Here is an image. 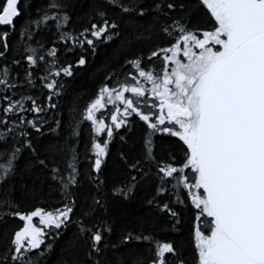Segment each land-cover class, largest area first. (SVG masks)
<instances>
[{
    "label": "snow or ice",
    "instance_id": "1",
    "mask_svg": "<svg viewBox=\"0 0 264 264\" xmlns=\"http://www.w3.org/2000/svg\"><path fill=\"white\" fill-rule=\"evenodd\" d=\"M195 4L210 12L203 23ZM31 7L0 0V26L15 32L16 19L28 17L19 58L9 60L10 33H0V222H22L0 231V264H48L73 227L58 264H190L178 241L158 238L179 231L188 211L194 264H264V0H91L78 31L68 27L71 0H47L35 18ZM125 17L119 71L83 106L71 102L63 143L43 144L45 128H65L67 78L128 31ZM51 21L46 47L39 37ZM85 122L87 170L76 146ZM134 125L139 147L111 168L109 145L116 136L127 143L120 130ZM22 157L39 170L31 186L15 179ZM44 189L59 196L55 206L22 210ZM139 189L151 193L148 211L130 228Z\"/></svg>",
    "mask_w": 264,
    "mask_h": 264
},
{
    "label": "trees",
    "instance_id": "2",
    "mask_svg": "<svg viewBox=\"0 0 264 264\" xmlns=\"http://www.w3.org/2000/svg\"><path fill=\"white\" fill-rule=\"evenodd\" d=\"M23 2L25 4L30 3L32 5V7L29 9V13L32 15L33 18H35V10L37 8H44L47 5V0H23ZM71 2L75 5V11L73 12V16H72V24L69 25L68 27L74 28L78 31L81 30L83 27L87 26V24L89 23L87 15L90 11L89 4L91 0H71ZM129 2L130 0H124L125 4H128ZM196 9H198V11H196V15L194 19L203 23L207 19V17L210 16V12H208L206 7H202L199 4H195L194 10ZM110 15H113L118 19L121 13H119V11H113L110 12ZM27 19L28 17L25 15H22L21 17L16 19L15 32L11 31L9 27L2 28V26H0V33L4 31H9L10 33L9 44L11 49V55L9 56V60H11L13 56L19 58L21 44L23 43L22 38L19 36V32L21 30L22 25L25 24ZM146 22H147V18H145L144 21H139L138 23L144 24ZM131 24L132 22L128 19V17H125L124 27L127 28L128 31L124 32L121 37H117L109 45L100 47L95 57L89 58V62L86 66L76 70L74 79L67 78V84H68L67 95L60 100V104L63 106L62 111L65 122V128L58 129L56 133L48 132L47 128H45V137L41 138L43 144H48L50 141L55 142L56 140H59L61 143H63V139L66 138L68 135L66 129L69 121L68 112L70 110L71 102L74 99H78L80 105L83 106L84 104L89 102L90 99L94 96L96 90L103 82L104 77L107 75L108 71H113V70L119 71V64L117 63V61L122 63L123 57L117 55V53L122 51L123 40L128 38V32L131 31ZM54 25H55V21H51L50 30L46 29L41 33L39 37L40 39L46 42V47H51L52 46L51 41L55 39ZM32 47H37V45L33 43ZM138 47L146 48L150 46L138 45ZM60 60L63 61L64 63L74 62V58L71 55L67 57L61 55ZM2 66L3 65H0V67ZM88 124L89 122H85L84 125L82 126L83 127L82 139L76 145L80 153L81 167L83 170H87V164L84 159L86 143H87V147L90 149V143H88L89 141ZM53 127H55L54 124ZM120 135L125 136L127 143L122 142L119 139V136H116L112 141V143L109 145V149H110L109 165L113 169L117 167L115 161L118 157V154L121 151H127L133 145H136L137 148L139 147L142 130L139 125H134L130 131L121 129ZM176 139L177 138H172L173 141H175ZM156 143L159 145L161 141L157 140ZM38 174H39L38 169L26 168L25 158L22 157L18 165L17 175L15 179L20 187H24L25 184L31 186L32 180ZM150 196L151 193L144 191L143 189L137 190V192L134 195V199L128 204V207L134 213V215L128 221H125L128 227L130 228L137 227L136 216L142 215L143 213L148 211L147 206L144 205V201L147 198H150ZM58 201H59L58 195H52L48 193L46 189H44L40 193L38 199H34V200L27 199L23 201L21 204V208L22 210H29L33 207V205L44 206L45 202H47L49 208H51L52 206H55ZM5 219L7 220V224L0 222V231L11 232L13 229L16 228L17 224H22V222L18 221V219H8V218ZM192 223H193L192 213L188 211L185 213L184 221L179 231L161 232L158 236V238L161 241H168V240L178 241L181 247L185 249L190 264H194V261L192 260V251H193L192 236L190 234V227ZM74 231L75 229L73 227L67 233H65L63 239L58 240L53 244V251L49 254L48 257V264H58V261L61 257L68 258V254L64 251V248L66 242L72 237Z\"/></svg>",
    "mask_w": 264,
    "mask_h": 264
},
{
    "label": "rangeland",
    "instance_id": "3",
    "mask_svg": "<svg viewBox=\"0 0 264 264\" xmlns=\"http://www.w3.org/2000/svg\"><path fill=\"white\" fill-rule=\"evenodd\" d=\"M34 222H38V218H34Z\"/></svg>",
    "mask_w": 264,
    "mask_h": 264
},
{
    "label": "water",
    "instance_id": "4",
    "mask_svg": "<svg viewBox=\"0 0 264 264\" xmlns=\"http://www.w3.org/2000/svg\"><path fill=\"white\" fill-rule=\"evenodd\" d=\"M2 27L7 28V27H9V26H2Z\"/></svg>",
    "mask_w": 264,
    "mask_h": 264
},
{
    "label": "bare ground",
    "instance_id": "5",
    "mask_svg": "<svg viewBox=\"0 0 264 264\" xmlns=\"http://www.w3.org/2000/svg\"><path fill=\"white\" fill-rule=\"evenodd\" d=\"M3 28V27H2ZM10 28V27H9Z\"/></svg>",
    "mask_w": 264,
    "mask_h": 264
}]
</instances>
